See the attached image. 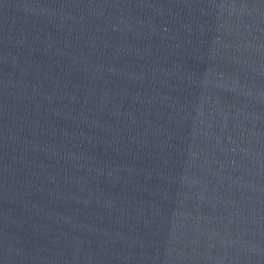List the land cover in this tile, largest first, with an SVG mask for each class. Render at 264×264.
<instances>
[{
	"label": "water",
	"instance_id": "obj_1",
	"mask_svg": "<svg viewBox=\"0 0 264 264\" xmlns=\"http://www.w3.org/2000/svg\"><path fill=\"white\" fill-rule=\"evenodd\" d=\"M0 264H264V0H0Z\"/></svg>",
	"mask_w": 264,
	"mask_h": 264
}]
</instances>
